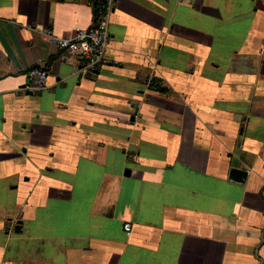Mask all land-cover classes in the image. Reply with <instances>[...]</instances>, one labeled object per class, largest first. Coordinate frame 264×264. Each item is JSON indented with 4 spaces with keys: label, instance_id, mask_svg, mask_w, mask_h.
Listing matches in <instances>:
<instances>
[{
    "label": "crops",
    "instance_id": "1",
    "mask_svg": "<svg viewBox=\"0 0 264 264\" xmlns=\"http://www.w3.org/2000/svg\"><path fill=\"white\" fill-rule=\"evenodd\" d=\"M93 24L0 0V264H264V0H115L93 70L47 37Z\"/></svg>",
    "mask_w": 264,
    "mask_h": 264
},
{
    "label": "built area",
    "instance_id": "2",
    "mask_svg": "<svg viewBox=\"0 0 264 264\" xmlns=\"http://www.w3.org/2000/svg\"><path fill=\"white\" fill-rule=\"evenodd\" d=\"M115 0H88V6L94 10V24L89 29H77L68 38L47 35L49 42L67 57L79 59L87 70L96 69L106 63V53L111 41L108 26L114 10ZM48 73L44 67L31 68L26 72V90L39 91L46 86ZM126 235L131 226L125 224Z\"/></svg>",
    "mask_w": 264,
    "mask_h": 264
},
{
    "label": "water",
    "instance_id": "3",
    "mask_svg": "<svg viewBox=\"0 0 264 264\" xmlns=\"http://www.w3.org/2000/svg\"><path fill=\"white\" fill-rule=\"evenodd\" d=\"M243 177V173L238 171V170H231L230 171V178L234 179V180H242ZM16 232H20V223L17 224L16 228H15Z\"/></svg>",
    "mask_w": 264,
    "mask_h": 264
}]
</instances>
